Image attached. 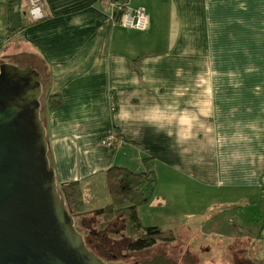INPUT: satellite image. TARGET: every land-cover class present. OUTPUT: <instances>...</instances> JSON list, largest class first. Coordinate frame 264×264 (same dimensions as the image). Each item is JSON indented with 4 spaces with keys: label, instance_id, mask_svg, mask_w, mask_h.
Returning <instances> with one entry per match:
<instances>
[{
    "label": "crops",
    "instance_id": "obj_1",
    "mask_svg": "<svg viewBox=\"0 0 264 264\" xmlns=\"http://www.w3.org/2000/svg\"><path fill=\"white\" fill-rule=\"evenodd\" d=\"M129 5L146 10V30L123 27L102 0H44L46 19L9 41L61 97L59 109L41 110L58 185L81 182L99 204L109 169L142 173L152 158L156 194L185 179L228 195L230 210L262 206L256 231L250 219L219 218L242 240L254 235L248 264H264V0ZM214 60L218 77L207 74ZM114 130L124 144L111 149L102 141Z\"/></svg>",
    "mask_w": 264,
    "mask_h": 264
},
{
    "label": "water",
    "instance_id": "obj_2",
    "mask_svg": "<svg viewBox=\"0 0 264 264\" xmlns=\"http://www.w3.org/2000/svg\"><path fill=\"white\" fill-rule=\"evenodd\" d=\"M43 92L30 63H0V264H107L87 248L58 191ZM145 264L172 263L161 255Z\"/></svg>",
    "mask_w": 264,
    "mask_h": 264
},
{
    "label": "rangeland",
    "instance_id": "obj_3",
    "mask_svg": "<svg viewBox=\"0 0 264 264\" xmlns=\"http://www.w3.org/2000/svg\"><path fill=\"white\" fill-rule=\"evenodd\" d=\"M1 1L6 9L5 4L8 0ZM27 7L29 18L34 21L28 4ZM6 18L7 16L0 12V63H12L24 68L28 66V63L24 61L27 59L31 61L32 68L39 70L33 56L20 50L21 47L18 41L14 40L9 43L6 37ZM19 50L21 55L19 60H15L13 57ZM8 56L12 57L9 58ZM208 65L207 74L210 76L216 74L218 77V62L214 60L213 64ZM214 83H218V78ZM123 144L124 141L117 148ZM155 167L157 168V162H155ZM164 183L165 180H162V189ZM211 188L214 187H208L206 184L195 187L192 180L189 182H186L185 179H179L175 182L172 180L169 184V191L164 194V197L157 193L155 197L159 200L155 201L152 207L150 205L142 207L140 212L144 227H158L164 231H174L176 234L173 242H158L150 249L132 251L128 248L130 240H127L122 234L123 222L119 217L113 220L109 227H112V229L114 227L122 228L115 231L116 237L111 238L109 236L107 248L103 246L102 241L104 238L101 237L98 228L102 220L96 212L109 202L110 197L107 187L103 188L105 194L99 200V204L97 203L98 200H95V194L87 197L84 191V199L88 210L86 214L74 218L75 226L77 225L79 230L77 231L84 238L87 248L107 264H142L159 253L170 256L172 259L177 260L179 264H248L252 261L251 258L254 255L253 245L249 244L250 239L248 237L253 239L254 235L245 231L248 235L245 234L247 238L242 240L240 236L236 235L235 231L229 232L227 230L228 224L222 225L224 223L221 221L220 218L222 217L220 215L226 214V218L240 222L245 221L246 218L250 219V225L246 226L250 230L254 229L256 231L257 225L251 223V219L259 217L262 206L258 208L256 206L253 209L247 207L251 205L242 203V206L245 207L230 210V206L223 207V204L226 203L224 202L225 199H229V196L225 197L223 193L218 192V189L211 190ZM221 197H223V200ZM238 205L240 204L238 203ZM256 215L258 217H255ZM207 223H215V225L204 226ZM220 227L221 231H218Z\"/></svg>",
    "mask_w": 264,
    "mask_h": 264
},
{
    "label": "trees",
    "instance_id": "obj_4",
    "mask_svg": "<svg viewBox=\"0 0 264 264\" xmlns=\"http://www.w3.org/2000/svg\"><path fill=\"white\" fill-rule=\"evenodd\" d=\"M102 2L105 7L107 0H102ZM5 5L7 10L6 37L9 41L42 19H46L44 16L40 20L32 21L28 15L27 0H8ZM41 102L42 108L48 112L57 110L62 105L59 93L46 91L43 92ZM143 163L145 171L142 173H134L123 167H113L106 172V187L110 202L96 212L102 220L98 228L101 237L104 238L103 241L101 240L102 244L106 248L109 236L116 237L115 231L122 228L109 227L117 217L123 222L122 234L130 240L128 248L132 251L150 249L158 242L171 243L176 238L174 231H164L158 227H144L142 224L139 210L152 202L159 184L155 161L152 158H145ZM58 191L74 218L87 213L83 183L62 184L58 187Z\"/></svg>",
    "mask_w": 264,
    "mask_h": 264
},
{
    "label": "built area",
    "instance_id": "obj_5",
    "mask_svg": "<svg viewBox=\"0 0 264 264\" xmlns=\"http://www.w3.org/2000/svg\"><path fill=\"white\" fill-rule=\"evenodd\" d=\"M129 2L130 0H119L117 2L107 0L105 10L120 12L122 14L121 24L125 28L139 31L146 30L148 27L146 10L140 6L131 7ZM27 4L30 6V13L34 20L44 18V0H27ZM123 141L121 134L114 130L103 139L102 144L108 148L116 149Z\"/></svg>",
    "mask_w": 264,
    "mask_h": 264
},
{
    "label": "flooded vegetation",
    "instance_id": "obj_6",
    "mask_svg": "<svg viewBox=\"0 0 264 264\" xmlns=\"http://www.w3.org/2000/svg\"><path fill=\"white\" fill-rule=\"evenodd\" d=\"M210 225H215V223H207L206 225H204V226H210ZM217 225V224H216ZM260 229V228H259ZM165 256L166 254H164V253H159V254H156V255H154L153 257H151V259L150 260H152V259H154V258H156V257H159V256ZM167 259H169L170 260V262L172 263V264H179L178 263V261L177 260H175V259H172L170 256H168V255H166L165 256ZM149 260V261H150ZM181 261V260H180ZM145 262H147V261H145ZM145 262H143V264H145Z\"/></svg>",
    "mask_w": 264,
    "mask_h": 264
}]
</instances>
